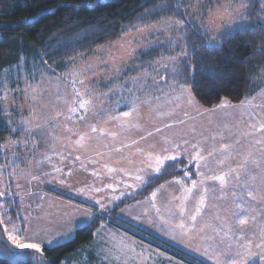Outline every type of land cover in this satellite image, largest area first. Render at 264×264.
I'll use <instances>...</instances> for the list:
<instances>
[{
    "label": "rangeland",
    "instance_id": "obj_1",
    "mask_svg": "<svg viewBox=\"0 0 264 264\" xmlns=\"http://www.w3.org/2000/svg\"><path fill=\"white\" fill-rule=\"evenodd\" d=\"M180 1L186 6L189 18L193 22L202 27L210 25L209 32L212 35H215L216 29L220 28L221 25L228 26L241 21L239 17L233 18L224 11L225 9H238L240 7V0ZM245 2L248 3V0H245ZM246 11L247 10L244 11V15ZM175 21L176 20L165 19L160 22L137 28L134 31L129 30L118 39L102 45L90 53H83L67 59L59 67H56L55 65L49 66L41 62H30L29 65H25V62L23 61L19 64V66L4 72L1 76L0 86L2 112L6 125L10 129H16L19 126V129L17 130L19 132H17V135L7 137L5 140L0 141V145L14 140L22 141L26 137L31 140L26 128L31 127L35 123L43 124L45 118L54 115L56 110L67 114V108L64 104V100L71 99L72 80L74 79V76L72 75L73 73H83L82 76L75 78L84 79L85 85L89 87L98 97L94 100L95 112L86 117L87 121L89 123H96L98 127L105 128L107 131L117 132V138H119L117 140L123 141L124 143L122 144H125L128 141V137L127 139L124 137L125 130H120V128L116 126L117 122L109 121L108 115H118L122 111L129 110L130 105L125 106V103L120 99L121 95L126 100L134 99V96L129 94V89H132L134 95L139 96L141 100H148L149 104L141 105L140 119L138 121V124L140 125L139 129L128 128L127 131L130 129H133V131L135 130L137 133L136 137H138V135H146L147 133L145 134L144 131H146L147 128L149 129V127V131H153L157 126L163 128L165 123H172L174 125L172 128L164 129L162 133L154 134L152 137L144 140L146 141L144 142L145 146L144 144H139V147L147 150L146 146H149L148 143L156 144V150L158 151L161 147H163V144L161 143L162 138L164 136H169L177 142H182L184 139L189 140L190 143L201 141L202 146L207 150L212 142L209 141L208 143H203L204 138L220 133L221 131H223L225 142H231L234 137L230 136L228 129H225L223 126L227 124L229 128H233L234 125H237L241 112L239 107L240 102L230 103L226 101L229 105H234L235 107L230 106L223 109L217 108L215 111H205L206 109H212L214 106L211 108H205L199 103L195 106L189 105L187 103L186 94L182 95V87L184 89H187V87L178 86L176 81H173V62L170 58L173 56L180 59L182 58L178 53H176V45H178L180 41V36L179 32L172 28ZM165 47H170L171 52L166 55L164 52H161V57L156 60L148 59L149 57L147 52H149V49L154 48L157 50V48L163 49ZM165 64H168L167 69L164 67ZM176 67L178 68V65H176ZM85 69H87V71H85ZM117 69H120V71L117 72ZM143 69H147L148 71V76L145 78V87L136 88L132 84L131 78L143 76ZM161 77H163V79H161ZM141 83H145V81L142 80ZM29 85H31L32 88H35L36 91L33 92L31 88L28 87ZM77 87L83 88L84 86L78 84ZM5 91H7L6 99L4 98ZM113 93H116V95H113ZM176 96H181V99L177 101L175 99ZM244 100L246 103L253 105L252 107H249V111L261 112V114L264 115V82L255 94L245 98ZM157 104L161 106L158 110L156 109ZM255 105H260L261 107L257 108ZM169 110L173 111L172 116L164 119L158 118L157 111ZM96 113H100V115H97ZM185 113H187V115H185ZM79 115L80 113H77L76 116L73 117L72 121H65L64 117L61 116L57 119V122L61 124V127L64 123H68L69 126L73 127L75 130L84 131L85 129L82 122L76 121V123H73ZM123 119L130 120L132 117ZM26 120L32 121V124L21 125V122ZM181 120L184 121L183 124L178 123ZM48 127L50 128L51 125H48ZM240 127L243 128V125H240ZM193 128L195 131H192ZM233 130L235 129L233 128ZM57 131L61 137L67 135L59 129ZM73 139H75V137ZM137 139L138 138H135L134 140ZM111 141V137H97L96 139L88 142L87 148L79 149L74 145H70L67 140L61 139L59 142L54 144V150L50 147V145H52L50 137L48 138L47 144L41 141L40 149L34 154L31 152L22 153V155L32 158L33 164L30 165L28 163V159L26 158L24 163H21L19 165V169H17V173H19L20 169L27 171V169L31 167L33 174L38 175L40 179L31 180V183H29L28 181L30 180V177L22 179L19 174L16 177H9L8 171H11L10 166L9 169L4 172L3 177H0V180H3V183L0 184V189L9 187L13 193L19 191L20 196L13 195L0 198V202L4 204L5 209H7L8 213L17 224L20 223L19 220H16L17 213H19L21 217L28 216L34 223L36 222V218H39L40 225L48 230L45 238L51 239L59 236V243L65 242L74 236L76 228L71 231L70 235L67 237L61 236L60 234L69 232L70 229L73 228L75 223H72L71 220H76L79 217L80 221L78 222H81V220L84 219L82 215L83 212L87 211L95 213V217H102L99 225L94 231L93 236L95 237L92 239V243L84 250H79L77 254L72 256L69 260L64 261L62 264H123L125 260L128 261V264H191L183 259L165 253L158 247L139 239L110 222V211L119 203L133 197L147 184L143 185L139 190L132 189L134 190V193H130L127 197H123L113 204H108L107 206L109 211L104 214H101L97 210L96 204H93V202H91L86 195L77 194L73 191L67 192L60 189L56 190L51 187L52 184L50 181L54 180L61 183V179H63V177L74 180L85 178L88 180V183L84 184V189L89 192L94 191L96 185H98V187L100 185L105 190L104 193H106V189H110L107 185L112 184V194L113 189L117 190L124 187L125 184H128V181L126 180L128 176H125L122 173H108L107 169L104 168V165L108 164L109 166L117 168L124 167L130 170V167L132 166L129 165L130 163H128V159L126 158L136 159V157L138 158L140 156V154L136 153L137 145H135L133 153L131 152V148H122L120 152H114L111 151V149L115 148ZM141 142L142 141H140V143ZM219 142L220 137L217 135L215 143L218 144ZM127 144H131V142ZM105 145H107V147H105ZM121 146L122 145H118L117 147ZM184 147H188L189 153H193L195 151L191 149L190 145H185ZM123 149L125 150V153ZM96 152H101L104 155L97 156ZM45 153L51 157V161H43L39 168L35 167L34 161L43 160ZM57 153L60 154L58 155ZM204 154H206V152ZM61 155L65 158L61 159ZM76 155L81 156L80 161L75 160ZM10 159H12L10 153L7 154L6 159L5 154L0 152V164L7 163ZM89 159L95 160L97 163H90ZM180 159L183 160V163L180 162ZM180 159L176 162H169V164L176 163V169H179L180 171L179 176L170 178L166 181L180 178L184 171H189V178H185V183L188 186H191V181L199 178L196 175V166L194 163H188L187 154H184ZM117 161H119V163H117ZM51 162L53 163V166L48 164ZM81 163H83L85 167L82 168ZM131 164L134 165L135 163ZM56 167L61 168L62 172H55L54 169ZM144 167L146 168L147 166L145 165ZM70 169L71 175H68ZM201 170L206 171L205 169ZM93 171H98L99 175L93 176ZM136 171L137 170L135 169L133 173ZM213 171H218L215 166H213ZM44 173H48V175H44ZM140 174H145L143 176L146 179L147 174V180L149 182L153 181V179L157 176L152 174L150 171H145ZM121 181H123V183H121ZM116 182L118 183L116 184ZM17 183L21 185L19 189L16 188ZM132 183L134 184L136 182L133 180ZM208 183L207 186L211 188L213 183ZM28 192H31L32 195H28ZM48 193L52 194L56 198L67 201L69 204L68 206H80L81 208H75L82 212L76 213V211L70 207L62 209L63 206L61 204L52 205L47 203L46 207L44 204L40 203V201L43 200L41 197ZM179 194L178 190L176 195ZM148 195L146 197L128 201L119 208L116 214L120 216L121 214L119 215V211L124 206L137 200L145 199ZM172 195L174 194L170 193V191H166V195L163 198H160L161 203L166 204L168 200H171ZM198 196H195L196 199H194V197L189 199L187 203L189 210L194 207L196 203L195 200L198 199ZM109 199L111 200V198ZM108 202L110 201L108 200L107 203ZM174 202L177 203V201H173V203ZM223 203V201L214 200L212 198V193L209 192V199L206 206L207 208L204 211V220L211 222L212 217L217 211L213 205H222ZM50 207H54L60 211L52 208L46 212L45 208ZM160 208L161 211L165 210L163 206H160ZM146 210V216L148 218L142 219L139 222L136 221L135 223L150 224V216H156L155 210L152 209L150 205L146 207ZM173 210L176 209L173 208ZM2 211L3 209H0V212ZM29 213H31V215H29ZM68 213H71L72 215L69 216ZM60 218L65 219L66 222L61 224ZM199 220L200 218L198 221ZM69 222L71 223L67 224ZM126 222L137 226L133 222ZM8 227H11V225H8ZM107 227L112 229V231ZM137 228L140 227L137 226ZM119 230L126 234L120 233ZM253 232H256V235H253ZM151 234L154 235L153 233ZM197 234L198 233L193 232L191 235L184 236L179 231L173 233L169 229L168 236L166 235L164 238H160L156 235L154 236L196 257L201 260L203 264H215L213 261H209L203 256L205 255L210 257L212 255V249L208 250L207 255L204 254V250L208 248L210 242L201 238L203 234H198V236ZM209 234L213 235L216 240L220 239V237L215 236L214 233ZM128 235L130 237H128ZM173 235L175 236V239L172 238ZM4 236L7 239V235L5 234ZM192 237L193 239H190ZM132 238L134 241L137 239L148 244L153 249L158 250L159 254L155 253L154 250H150L151 253L142 251L140 248H137V246L132 244ZM246 238L252 241L253 247L251 248V252L255 253L251 259L246 261V264H264V262L260 259V254L264 253V249H258L254 246L256 243H260L259 229L255 226L247 228ZM226 239L233 244V248L235 249L237 241L233 240L231 237ZM121 245H128L135 248V252L130 254L131 258L124 255H119V258H117L118 253L113 249L120 248ZM194 249L199 252L202 251L203 255L197 253ZM141 252L144 254L143 257L136 255V253ZM224 258L225 257H221L222 260ZM232 258L244 259V257H236L234 253Z\"/></svg>",
    "mask_w": 264,
    "mask_h": 264
},
{
    "label": "snow or ice",
    "instance_id": "obj_2",
    "mask_svg": "<svg viewBox=\"0 0 264 264\" xmlns=\"http://www.w3.org/2000/svg\"><path fill=\"white\" fill-rule=\"evenodd\" d=\"M177 4V8H179ZM249 4L245 0H240V7L238 9L224 11L227 12L229 16L233 18L239 17L241 20L246 19L244 11L247 10ZM257 21L259 22V30L264 31V0L260 3V12L257 13ZM231 29V25L227 26ZM177 32L183 35L189 29L186 27L185 22L181 19H177L175 24L172 25ZM210 25L205 26L204 30L209 31ZM192 31V35H196V31ZM240 32L248 31L241 27ZM251 31H256L253 29ZM231 40L230 31H225V26L221 25L220 28L216 29L215 35H211L208 40L201 41V47L207 49L208 55H212L214 52L220 51L225 47L226 41ZM134 51V50H133ZM256 53L258 55H264V46L258 45L256 48ZM196 54V49H193V55ZM180 57H171L170 60L173 62L172 71L175 76H181V71L176 67V65L183 66V73L189 74V78L196 83L195 73L202 71L203 68L207 67V56H201L199 58V63L194 64L189 59V53L187 51H182ZM164 67L167 69L168 64ZM219 67V64H217ZM87 71V69H85ZM117 72L120 69L116 70ZM74 79L72 80V96L71 99H65L64 104L67 108V114L65 112L56 110L54 115L45 118L44 123H35L31 127L26 128L29 138L24 140H14L6 142L0 145V152L5 154L7 159V154H11L12 159L8 160L7 163L0 164V177H3L4 172L11 166V171H8L9 177H16L18 174L23 179L30 177L28 181L39 180L38 175H34L32 168L29 167L27 171L19 169V165L24 163L25 159H28V163L33 164V159L22 155V153H35L41 147V141L43 143H48V138H51L52 145L50 147L54 150V144L59 142L61 139L67 140L70 145L76 146L79 149H85L88 146V142L96 139L97 137H111L115 140L118 136L117 132L107 131L105 128L98 127L96 123H89L86 117L89 114L95 112L94 100L98 98L92 90L85 85V81L82 78H75L82 76L83 73H73ZM206 75H216L215 70L208 69ZM148 76L147 69H143V76L132 77V84L136 88H144L146 84V77ZM163 79V77H161ZM144 80L145 83H141ZM84 86L83 88L77 87V85ZM33 92L36 91L31 85L28 86ZM182 87V86H181ZM129 94L134 96V99L126 100L121 95L120 99L125 103V106L130 105L128 111H122L118 115L109 114L108 120L117 122L116 126L121 130H127L128 128L139 129L140 125L138 121L140 119V108L141 105L149 104L148 100H141L139 96H135L132 89H129ZM186 94L187 103L191 106L198 104L196 97L192 92L191 88L184 89L182 87V95ZM116 95V93H113ZM4 98H7V91H5ZM59 99V97H58ZM158 99V98H156ZM175 99L179 101L181 96H176ZM178 106V105H177ZM235 107L234 105H229L225 99L221 100L218 106H214L212 109H206L205 111H215L217 108L223 109L226 107ZM250 103H246L245 100L240 101V115L237 125L233 128H229L227 124L223 127L228 129L229 135L234 137L231 142H225V137L223 131L214 134L210 137H205L203 143H208L211 141L210 147L206 150L202 146L201 141H196L195 143H190L189 140L184 139L182 142H177L175 139L169 136H164L161 143V147L158 151L156 150V144H150L148 149L145 150L139 147L140 141L147 140L154 134L162 133L164 129L172 128L174 125L172 123H165L163 128L155 127L153 131H148L146 135H142L139 140H132L131 144H122L121 147L113 148L111 151L120 152L122 148H131L133 145H137L136 153L140 154L142 157L141 164H146L147 167H140L135 173L129 171L124 167H112L108 164L104 165L108 173H122L125 176L130 177L136 183L125 184L126 188L138 189L141 186L148 184L149 181L144 178L140 173L145 171H150L152 174L157 175V178L163 171H166L168 166H173L169 162H176L184 154L188 155V163H194L196 166V175L200 178L199 181L192 180L191 186L185 183V178H189V171H184L180 178H175L172 181L166 182V184L179 185V195H173L171 200H168L164 205L165 211L168 216L161 214V208L157 206V196L161 195L163 198L166 195V184H161L159 188L154 190L150 197L147 198L149 205L155 210L157 218L160 220L161 227L167 226L171 232L175 233L179 231L182 235H191L193 232L198 234H203L201 238L205 241L210 242L208 248L204 250V254H208V250L212 249V255L210 259L215 260V264H246L248 259H251L255 253L251 252L253 247L252 241L246 238V229L255 226L259 229L260 243H256L254 246L258 249H264V115L261 112L249 111V107H252ZM161 106L156 105L158 110ZM255 107L260 108V105H255ZM77 113H80L76 117V121L82 122L84 126V131L75 130L70 127L68 123L61 124L57 122V119L61 116L64 117L65 121H72L73 117ZM100 115V113H96ZM173 115V111H157V116L160 119L170 117ZM187 115V113H185ZM132 117V119H123ZM107 122V121H106ZM11 123V122H9ZM178 123L183 124L184 121L181 120ZM32 121L26 120L22 121L21 125H30ZM48 125H51L49 128ZM243 125V128L240 127ZM19 129H11L15 132ZM66 133L67 135L61 137L57 130ZM192 131H195L193 128ZM217 135L220 137V142L215 143L217 140ZM75 137V139H73ZM185 145H190L191 149L195 150L193 153H189L188 147ZM107 147V145H105ZM206 152V154H204ZM58 155L60 153H57ZM71 154V153H70ZM97 156H103L101 152H96ZM65 157L61 155V159ZM211 158V159H210ZM128 159V163H135L131 158ZM76 161L81 160L80 155L75 156ZM43 161H51V157L46 153L43 156V160H35L34 166L39 168ZM90 163H97L95 160L89 159ZM183 163V160L180 159ZM119 163V161H117ZM213 166L218 171H213ZM81 167H85L81 163ZM205 169L206 171H202ZM55 172L61 173L62 169L56 167ZM211 173V174H209ZM48 175V173H44ZM71 175V169L68 172ZM93 176H98V171L92 172ZM207 181L218 182V186L214 184L211 188L206 185ZM3 180H0V184ZM63 183V181H61ZM123 183V181H121ZM21 185L16 184V188L19 189ZM107 187L112 188V184H108ZM195 189H199V196L196 200L194 207L189 210L187 203L189 199L193 197V192ZM83 191V190H81ZM95 191H102L100 188H96ZM115 191V189H113ZM209 192L212 193V198L217 201H223L222 205H213L217 209L215 215L212 217V221L208 222L204 220V209L207 206V201L209 199ZM32 195L31 192L27 193ZM20 196V192L17 191L13 193L9 187H4L0 189V198H5L9 196ZM126 195L125 192H121L119 195H114L111 197L110 202L120 200L121 197ZM43 199V197H41ZM173 201L178 203L173 205ZM97 210L101 213H107L109 211L108 206L101 200H95ZM172 205V207H170ZM30 207V205H29ZM175 208L176 210H173ZM0 237L7 235V240L10 241V246L4 244L0 248V264L7 260L8 264H54V261H48L45 257V252L53 247H62L63 245L59 243L60 237H53L51 239H46L45 235L47 229L42 227L39 223V218H36V222L30 220L28 216L21 217L19 213L16 215V220L20 223L14 222L12 216L5 209L4 204L0 202ZM187 213V215H186ZM147 215V213H145ZM31 215V213H29ZM71 216V213H68ZM84 219L80 222L81 230L84 228H89L95 223V213L83 212ZM198 217L200 220L198 221ZM153 223H155L153 221ZM11 225V227H8ZM75 230V225L69 232L60 234L61 236L67 237L70 235L71 231ZM209 233H214L215 236H219L220 239L216 240L213 235ZM256 235V232H253ZM231 237L233 240L237 241L235 249L233 244L226 238ZM175 239V236L172 237ZM114 251L119 255H124L131 258L130 254L135 252L134 247L128 245H121L120 248H114ZM236 257H244V259L232 258V255ZM137 256L143 257V253H136ZM221 257H225L223 260ZM260 259L264 262V253L260 254ZM123 264H128L125 260Z\"/></svg>",
    "mask_w": 264,
    "mask_h": 264
},
{
    "label": "trees",
    "instance_id": "obj_3",
    "mask_svg": "<svg viewBox=\"0 0 264 264\" xmlns=\"http://www.w3.org/2000/svg\"><path fill=\"white\" fill-rule=\"evenodd\" d=\"M260 3L261 0H248L247 18L231 25V29L225 26V31L231 33V40L226 41L222 50L208 55L207 49L201 47V41L208 40L212 34L189 18L187 8L180 0H0V86L2 74L23 61L25 65L41 62L59 67L67 59L90 53L129 30L165 19H181L189 30L183 35L179 33L176 53L187 51L194 64L199 63L201 56H207V67L195 73L196 83H193L189 74L183 73V66L178 65L182 75L174 74L173 81L178 86L191 88L198 103L205 108L216 106L222 99L238 103L255 94L264 82V55L256 53L258 45L264 46V31L259 30L257 21ZM241 27L248 31L240 32ZM197 29L196 35H192V31ZM253 29L256 31H251ZM161 52L165 55L170 53V47L149 49L148 59L160 58ZM208 69L215 70L216 75H206ZM17 132L6 125L0 100V141L17 135ZM170 164L173 166H168L158 178L156 176L133 197L114 207L109 219L113 225L165 253L191 264H203L196 257L129 224L116 214L123 204L146 197L158 184L179 176L176 163ZM101 219L100 216L95 217V223L89 228H76L71 239L60 243L62 247L48 249L44 258L54 261V264H62L79 250H84L92 243ZM4 244L10 246L3 235L0 237V248ZM3 264H8V261H3Z\"/></svg>",
    "mask_w": 264,
    "mask_h": 264
},
{
    "label": "crops",
    "instance_id": "obj_4",
    "mask_svg": "<svg viewBox=\"0 0 264 264\" xmlns=\"http://www.w3.org/2000/svg\"><path fill=\"white\" fill-rule=\"evenodd\" d=\"M121 130V129H120ZM150 130V127H149V129L147 128L146 129V131H144V133L146 134L147 133V131H149ZM123 132V131H122ZM136 135H137V133L135 132V130L133 131V129H130L129 131H127V130H125V139H127V137H128V141L126 142V143H129V142H131L132 140H134L135 138H138L137 140H139L140 139V137L142 136V135H138V137H136ZM117 139H119V138H116L115 140H112V138H111V142L113 143V145H114V147L115 148H117V146L118 145H122V143H124L123 141H118ZM144 142H146V141H142L140 144L142 145V144H144ZM149 145H150V143H148ZM140 145V146H141ZM144 146H145V144H144ZM134 147H135V145H133L132 147H131V152L133 153L134 152ZM127 149H130V148H127ZM146 149H148V146H146ZM123 151H124V153H125V150L123 149ZM134 161H135V164L133 165V164H129L130 166H132V167H130V170L129 171H134L135 169L137 170V169H139L140 167H144L146 164H144V165H142L141 164V160H142V157H141V155L137 158L136 157V159H133ZM52 163V162H51ZM51 163H48V164H50V165H52L53 166V163L51 164ZM147 166V165H146ZM50 167V166H49ZM142 175H145V174H142ZM146 176H147V179H148V175L146 174ZM145 176V177H146ZM146 179V178H145ZM146 179V180H147ZM199 179L200 178H196V179H194V180H197V181H199ZM62 181H63V183H59V182H56V181H54V180H52V181H50L51 182V187L54 189H60V190H64V191H67V192H69V191H73V192H75V193H77V194H82V195H86L88 198H89V200L91 201V202H93V204H95V200H97V199H99V200H101L103 203H105L106 205H108V204H113V203H115L116 201H113V202H108L107 203V201L109 200L110 201V199L109 198H111L112 196H114V195H119L121 192H125L126 193V195H124L123 197H127L130 193H134V190H132V189H130V188H126L125 186L124 187H121L120 189H117V190H115V191H113V193L111 194V188L110 189H106L107 191H106V193H104L105 192V190L99 185V187H98V185H96L95 186V189L96 188H100V189H102V191H99V192H97V191H95V189H94V191H92V192H89V191H87V190H85L84 189V184H86V183H88L87 181L88 180H86L85 178H80V179H77V180H74V179H67V178H64L63 177V179H61ZM124 180V179H123ZM126 180L128 181V184H133L132 182H133V180L130 178V177H128V178H126ZM169 180V179H168ZM172 181V180H171ZM119 182V181H118ZM118 182H116V184L118 183ZM166 182H168V181H164V182H162L161 184H166ZM209 182V183H208ZM210 182H212V181H207L206 182V185L205 186H207V183L208 184H211ZM99 183V182H98ZM213 183V185L214 184H216V185H218L217 184V182H212ZM161 184H159V185H157L156 187H154L153 189H152V191L149 193V195H148V197H150V194L154 191V190H156L157 188H159V186L161 185ZM142 187V186H141ZM140 187V188H141ZM140 188H138V189H136V190H139ZM81 190H83V191H81ZM178 190H179V185H175V184H166V191H170V193H172V194H174V195H176L177 194V192H178ZM85 191V192H84ZM177 191V192H176ZM54 194V193H53ZM194 194H195V196H198L199 195V189H195L194 190V192H193V197H194V199H196L195 198V196H194ZM173 196V195H172ZM123 197H121V198H123ZM147 197V198H148ZM147 198H145V199H140V200H137V201H135V202H132V203H130V204H128V205H126V206H124L120 211H119V217L120 218H123L124 220H126V221H129V222H133L135 225H137V226H139L141 229H143V230H145V231H149L150 233H153L154 235H156V236H158V237H160V238H164V237H166V235L168 236V228H167V226H164L163 228L161 227V223H160V220L157 218V216H150V220H149V223L150 224H146V223H143V224H139V223H135L136 221L137 222H139V221H141L142 219H145V218H148L147 216H146V214H144V213H146V207L149 205V202H148V200H147ZM160 198H161V195H158L157 196V206L158 207H160V206H163L164 207V205L165 204H162L161 203V201H160ZM105 200H107V201H105ZM44 201V202H43ZM196 201V200H195ZM40 203H42V204H44L46 207H47V203L48 204H52V205H54V204H61L62 206H63V208L62 209H65L66 207H70V208H72V209H74L75 211H76V213H79V212H82V211H80L79 209H76V208H81L80 206H77V205H75V207H72V206H68L69 204H68V202L67 201H64L63 199H60V198H56V197H54L52 194H50V193H48V194H45V195H43V200H41L40 201ZM178 203V202H177ZM174 204H176L175 202L173 203V205ZM74 206V205H73ZM170 207H172V205H170ZM52 208H54V207H50V208H45V211L46 212H48L50 209H52ZM207 208V207H206ZM205 208V209H206ZM54 209H56V208H54ZM205 209H204V211H205ZM57 210V209H56ZM57 211H60V210H57ZM161 213H162V215H164V216H168V213L164 210V211H161ZM187 215V214H186ZM198 219H199V217H198ZM72 221V223H75V228H78V227H80V222H78V221H80V218L78 217V219H76V220H71ZM153 221L155 222V223H153ZM64 222H66V220L65 219H62V218H60V223L61 224H63ZM71 222H69V223H67V224H70ZM109 230H111L112 231V229H110L109 227H107ZM119 232L120 233H123V234H126V233H124L123 231H121V230H119ZM197 236H198V234H197ZM95 236H93V238H94ZM128 237H130L129 235H128ZM199 238V237H198ZM190 239H193V237L192 238H190ZM132 241V244L134 245V246H137V248H140L142 251H144V252H146V253H151V251L150 250H154L155 251V253H157V254H159L158 253V250H155V249H153L151 246H149L148 244H146V243H143V242H141V241H139V240H137L136 239V241H134L133 240V238L131 239ZM195 250V249H194ZM197 253H199V254H201V255H203L202 253V251H197V250H195ZM95 254V253H94ZM97 255V254H96ZM98 256V255H97ZM159 256V255H158ZM207 260H211V261H213V263H215V260L214 259H210L209 258V256H205V255H203ZM160 258V257H159Z\"/></svg>",
    "mask_w": 264,
    "mask_h": 264
}]
</instances>
